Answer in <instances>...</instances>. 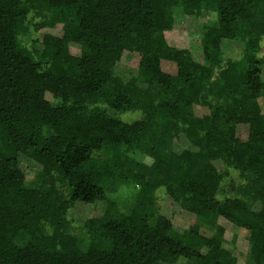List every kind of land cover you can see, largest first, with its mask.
I'll return each instance as SVG.
<instances>
[{"label": "trees", "instance_id": "obj_1", "mask_svg": "<svg viewBox=\"0 0 264 264\" xmlns=\"http://www.w3.org/2000/svg\"><path fill=\"white\" fill-rule=\"evenodd\" d=\"M196 10L202 62L168 41L178 14ZM50 11L61 33L34 37L30 16ZM224 11L261 21L262 38L225 37ZM263 40L264 0H0V264H264ZM124 56L136 74L108 77ZM128 112L143 118L125 123ZM161 133L188 142L167 176L145 161ZM116 185H137L127 208ZM162 191L195 216L190 227ZM52 203L75 214L41 235Z\"/></svg>", "mask_w": 264, "mask_h": 264}, {"label": "rangeland", "instance_id": "obj_2", "mask_svg": "<svg viewBox=\"0 0 264 264\" xmlns=\"http://www.w3.org/2000/svg\"><path fill=\"white\" fill-rule=\"evenodd\" d=\"M41 18H34L32 15L30 16V28L32 30V33L34 37H39L44 33L45 31H51L56 34L61 33L62 29V22L63 17L56 14L54 11L50 12H44L41 14ZM201 11H191L190 14L185 13H179L177 16V24L175 32L171 33L169 36V43L174 46L189 48L193 51L195 54L197 60L199 62H202V59L200 56V33L202 32V28L197 26L195 23L197 22L196 19L201 17ZM221 20L223 21V27H224V36L235 38L239 41L247 40L250 42H255L258 39L262 38V31H261V21L258 22H252L248 23L247 20L241 19L240 21H237L233 18L232 14L230 12L224 11L223 15L221 16ZM37 25L39 26V31L37 28ZM262 45V52L261 55H264V40L261 43ZM86 49L80 50V48H73L72 52L75 55H79L82 52H85ZM136 61L133 59H128L125 56L122 58L119 62H109V67L106 70L107 76L112 77L113 75H121V76H130L136 74ZM260 76L259 80H264V66H262L261 70L259 69L257 71ZM47 99L50 101H53V97L51 95H47ZM143 118L142 112H128L121 115L122 121L125 123H134L137 121H140ZM161 127H159V130H162L165 124H161ZM88 134L94 138L101 141L103 144H106L108 146L114 147L116 149H119L121 151L126 152V150L122 147V145L116 141L115 139H112L110 137H107L103 134H96V133H90ZM162 134V137L159 139V146L157 150L156 157L153 160H150L148 158H145V161H148L149 163H152L154 168L162 175L167 176L169 171V158L172 153V151H181L182 149L186 148L188 146V142L182 137L178 140L174 138H170L169 136ZM239 134H244V130H239ZM25 166L27 168L34 167L33 165L29 164V162H26L25 160ZM109 182L107 183H116L118 185L124 183L116 178L108 179ZM118 180V181H115ZM239 182L238 174L235 172L231 173V177L227 180V183H229V186L231 184L235 183L237 184ZM106 183V186H107ZM108 184V186H109ZM111 185V184H110ZM118 185L114 186L113 191L118 192L117 193V202L122 208H127L133 199V195L137 191V185L134 187H126L125 185L122 187H119ZM110 188V187H109ZM120 189V190H119ZM119 190V191H117ZM44 193H49L48 189L43 190ZM158 201L160 205H164V208L170 210L173 213L174 217V223L175 225L181 227V228H188L192 223L195 222V216L192 214H189L179 208H173L171 202L167 200L164 197L163 191L158 194ZM68 215L70 217H73L75 214L74 208H68L63 207L59 204H51L50 210H49V218L42 223L39 229V233L41 235L43 234H50L53 231L55 223L58 221V219L62 215ZM89 214L92 217H98L102 214L100 209L94 208L89 210ZM222 224L226 228V237L230 239L231 241L238 242L241 244V246L245 247L246 242L244 241V238L240 235L238 229L234 227L233 225L222 221Z\"/></svg>", "mask_w": 264, "mask_h": 264}]
</instances>
